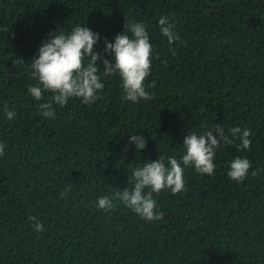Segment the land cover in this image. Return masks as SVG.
I'll return each mask as SVG.
<instances>
[{"label": "trees", "instance_id": "trees-1", "mask_svg": "<svg viewBox=\"0 0 264 264\" xmlns=\"http://www.w3.org/2000/svg\"><path fill=\"white\" fill-rule=\"evenodd\" d=\"M161 17L174 25L173 44ZM125 20L150 36L152 98L124 100L119 74L104 76L98 62L95 103L70 98L42 116L38 105L52 93L42 101L28 93L42 43L79 24L100 34L96 51L111 59L105 38L114 42ZM217 125L233 143L216 149L214 174L184 166L188 132ZM233 127L250 130V150ZM133 133L146 148L124 150ZM0 142V264H264V0H0ZM159 157L181 162L185 181L178 194L153 193L162 220L122 202L96 207ZM236 157L251 164L243 182L228 176Z\"/></svg>", "mask_w": 264, "mask_h": 264}, {"label": "clouds", "instance_id": "clouds-1", "mask_svg": "<svg viewBox=\"0 0 264 264\" xmlns=\"http://www.w3.org/2000/svg\"><path fill=\"white\" fill-rule=\"evenodd\" d=\"M160 31L167 37L169 44L179 39L174 31V25L168 22V17L159 19ZM51 39H46L38 50V55L30 63L31 78L37 83L28 86V93L36 101L44 99L45 92L52 95L46 102L38 105L42 116L50 118L55 116L54 105L65 106L70 98H80L85 104L95 103L99 99L98 91L103 90L104 84L98 74L97 63L103 66V75L119 74L123 99L130 102L150 100L152 94L145 88L146 78L151 73L152 45L146 26L141 22L125 20V30L118 34L114 42L105 38V53L111 59L104 58L96 51L95 45L100 40V34L87 26L77 24L70 33L58 34V29L51 33ZM85 58L88 59L85 64ZM5 115L13 120L16 113L4 106ZM232 137L241 141V149H251L249 139L250 130L233 127ZM219 133V138L214 135ZM224 144H232L233 140L224 134V129L217 125L215 129H206L203 134L195 131L188 132L183 145L185 154L182 156L184 166H194L202 175L214 174L216 165L214 158L216 149ZM135 144L137 151L147 146V140L142 134L133 133L124 150ZM5 153V145L0 142V156ZM175 157H168L167 163L159 157L155 161H145L143 166L134 168L130 177L132 187L118 189L112 195L100 196L96 207L107 212L116 207V202H122L141 218L147 221L162 220L163 212L156 211L157 202L153 193H160L169 189L171 193L178 194L185 190L183 177L184 168ZM251 168L247 158L236 157L230 162L228 176L237 182H243ZM252 175H256L253 171ZM148 190L147 192L145 190ZM70 189L60 193L63 198ZM34 230L44 231V225L31 218Z\"/></svg>", "mask_w": 264, "mask_h": 264}]
</instances>
